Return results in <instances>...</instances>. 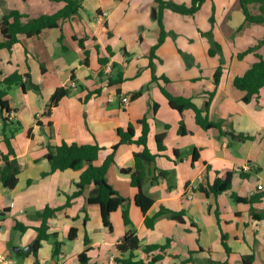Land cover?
<instances>
[{
  "label": "crops",
  "instance_id": "crops-1",
  "mask_svg": "<svg viewBox=\"0 0 264 264\" xmlns=\"http://www.w3.org/2000/svg\"><path fill=\"white\" fill-rule=\"evenodd\" d=\"M172 1L190 4L192 0ZM63 5L51 0H0V18L18 10L26 15L23 22H28ZM151 7L158 13L154 0L151 4L145 0H82L79 12L61 20L59 26L47 28L40 35L19 34L12 50L0 48V79L19 72L30 75L41 89L39 95L28 83L25 91L16 85L6 96L14 109L12 119L22 124L14 139L21 165L17 185L12 189L0 185V253L12 259L8 264H80L79 255L87 248L92 262L119 264L118 245L129 229L140 240L135 259L145 264L159 253L162 258L155 264H245L247 255H254L252 264H264V165L256 152L264 143V86L247 103L243 101L246 92L234 85L236 76L244 74L258 55L264 56V23H245L241 1L233 0V29L224 40L214 36L222 49L211 55V39L202 33L203 27L196 23L194 29L185 19L191 28L187 33L192 44L186 39L181 42L182 32H175L179 30L173 26L174 15L169 13L172 10L165 9V27L176 33V46L185 50L177 52L167 36L155 52L153 70L150 53L158 42L160 26L157 16L151 19ZM249 7L252 13H260L259 3ZM139 26L142 30L136 33ZM3 39L0 30V41ZM256 45V51L239 57ZM110 61L113 70L107 76L104 67ZM219 66L223 73L216 86L214 75ZM118 77L122 80L109 83L110 78ZM60 87H67L69 92L50 115L45 114L52 94ZM162 88L174 96L191 98L206 110L210 120L221 122L223 130L253 138L240 141L223 135L218 128L204 129L192 108L180 112L171 107ZM139 90L141 96L133 99V93ZM122 95L131 97L129 105H123ZM143 118L149 125L146 145L120 144L107 171L108 182L125 198L123 206L111 213L113 230H109L100 205L88 201L97 191L94 183L66 205L69 195L78 189L81 170L52 172L45 158L47 144L98 143L103 147L95 161L99 165L120 141L119 129L127 130L132 125L133 139L142 135ZM2 123L0 106V128ZM182 123L189 130L186 134L179 133ZM163 132L167 134L164 148L159 149L157 135ZM146 146L155 160L147 165L142 189L154 203L144 213L136 204L138 188L132 185L128 169L135 166V153ZM6 151L0 134V153ZM259 152L264 155V149ZM2 165L0 160V168ZM228 172H232V187L213 193L211 185ZM259 184L263 189H258ZM235 194L247 198V202L236 201ZM124 206L133 221L130 226L125 224ZM46 207H61L48 221V232L57 233L63 242L60 253L53 257V242L42 240L37 254L32 250L28 255H18L33 245ZM163 209L179 212L182 221L169 213L160 214ZM156 215L154 225L147 226L146 218ZM17 223L26 229H17ZM72 228H77V236L69 239ZM167 243L165 250L144 249ZM14 247L21 249L15 253Z\"/></svg>",
  "mask_w": 264,
  "mask_h": 264
},
{
  "label": "trees",
  "instance_id": "trees-1",
  "mask_svg": "<svg viewBox=\"0 0 264 264\" xmlns=\"http://www.w3.org/2000/svg\"><path fill=\"white\" fill-rule=\"evenodd\" d=\"M52 2H64V5L59 8L56 12L51 14L41 15L37 18H32L28 22H23V18L26 15L22 14L18 10H14L9 14L4 15L0 18V30L3 34L4 39L0 41V48H8L12 50L13 45L19 40V34H26L28 36L40 35L47 28L57 27L60 25L61 20L68 19L73 15L77 14L82 7V0H51ZM157 8V21L159 22L160 30L158 42L152 47L150 53V64L153 70L154 62L153 58L155 57V52L157 48L164 43L167 37V30L165 24L163 22V11L165 9H170L174 12L185 14V15H194L202 6V4L206 0H192L190 4L187 3H179L172 0H154ZM243 11L245 13V23H264V0H240ZM257 2L259 3L260 13L254 14L252 13L249 4ZM204 33V32H203ZM211 35V32H208ZM264 41H261V44ZM79 43L82 47H84V40L80 39ZM221 44L217 41L211 39V47L209 49V54L216 55L221 52ZM258 49V45L250 47L246 51L239 54V57H243L245 54L249 52H254ZM87 52V51H86ZM88 53V52H87ZM258 60L254 62L244 74L238 75L234 78V85L245 91L246 94L243 97L244 102H250L255 96H257L260 92V89L264 86V56L258 55ZM223 73L222 66H219L214 75V82L217 86L219 84L221 75ZM1 74V71H0ZM165 81H168V78L163 76ZM122 80V77H118V79H109V83L119 82ZM27 83L31 85L34 90L40 95L41 89L40 86L33 83L30 75H22L19 72H15L4 79H0V106L2 112L3 123L0 128V134L3 135V141L7 145V151L0 153V160L3 161V165L0 168V185L6 188H14L18 182V174L21 170V165L17 159V153L14 145V139L16 137L17 132L22 128V124L19 120H13L10 118V114L14 111L9 104L6 96L8 94V90L16 85H21L23 90L25 91L27 88ZM163 93L169 99V103L171 107L183 112L186 108H192L195 111V117L197 123L201 125L204 129L209 128H218L223 135H228L231 138H236L240 141H245L247 139L253 138L249 135H237L223 130L222 123L210 120L206 110L203 108H199L191 98L182 97V96H174L170 92H168L165 88H162ZM69 92L67 87H60L56 89V91L52 94L50 102L45 110V114L50 115L52 109L58 105L60 100ZM215 93V90L210 92V97ZM142 90L134 92L132 98H138L141 96ZM208 98V103L210 100ZM208 107V104H207ZM143 124V133L142 135L134 140V129L133 126L130 125L127 130L119 129V135L121 137L120 141L113 145L111 148V152L107 154L103 162L99 165L95 164V161L99 158L101 150L103 147L98 143L92 144H79L77 142L68 143L63 141L61 144L57 146H53L50 143L47 144L48 152L45 154V158H47L51 164V171L57 170H66L72 168L74 170H81L80 180L77 182L78 189L72 194L69 195V200L66 205L70 204L72 198L79 196L85 190V188L94 183L97 191L95 194H92L88 201L91 203H97L101 207V215L105 226L109 230H113V223L110 219L111 213L121 206H123V202L125 198L117 192L113 188V186L107 180V171L109 166L115 160V154L117 148L122 143L128 142H136L146 145V136L149 130V125L147 123L146 118L141 120ZM29 131V130H28ZM189 130L185 127L184 123L180 125L179 133L186 134ZM30 133V131H29ZM166 132L159 133L157 135V143L159 149L164 148V139L166 137ZM198 156L197 152L195 153V157ZM155 160V154H152L150 150L145 147L144 150L135 153V166L134 168L128 169V173L131 174V183L133 186L138 188V193L136 195L135 201L136 204L141 208V210L145 213L154 203V198L149 194L143 191L142 186L147 178V165L151 164ZM261 168L259 167V170ZM244 175V174H243ZM152 180H154L152 178ZM232 187V172H228L225 177L217 178L213 185H211V191L215 194L222 193L223 191L229 190ZM200 189L203 191L205 188L201 185ZM236 201H245L247 202V198L240 197L238 195H233ZM252 202V200H251ZM123 216L125 220V224L130 226L133 224V221L129 215V209L124 206ZM61 207H46L43 212H41V216L43 217V221L41 226L37 227L38 235L36 239L33 241L34 249L33 253L37 254L38 249L41 246L42 240H50L53 242L54 250L53 257L58 256L61 251V247L63 242L58 239L57 233H49V219L56 214ZM7 210V209H5ZM169 213L171 217L182 221L179 216V212L170 211L167 209L161 210L160 214ZM155 217H147L146 225L152 227L155 223ZM17 229L25 230L26 227L21 223H17L15 225ZM77 228H72L69 234V239H74L77 236ZM85 243L88 245L89 240L86 237ZM168 246V243L164 246L160 245H149L144 249L146 251L150 250H165ZM140 247V240L137 235L134 234L132 229H129L126 232L125 239L121 241L118 245L119 252L121 256L117 258L119 264H145L143 260H136L134 251ZM226 248L229 250L228 245ZM29 253L25 251H20L18 255H28ZM162 258V254L155 255L148 263L146 264H155V262ZM80 264H97L96 262H92L91 258L88 255V248L85 249L79 255ZM254 259V255L244 256L245 264H252Z\"/></svg>",
  "mask_w": 264,
  "mask_h": 264
},
{
  "label": "rangeland",
  "instance_id": "rangeland-1",
  "mask_svg": "<svg viewBox=\"0 0 264 264\" xmlns=\"http://www.w3.org/2000/svg\"><path fill=\"white\" fill-rule=\"evenodd\" d=\"M146 2L151 4L152 0H145ZM156 7H151L150 9V16L151 19L153 20L154 18V13ZM168 12L171 10H167ZM174 15V18L172 19L173 26L179 30L175 32H182L179 33L180 35V41H185V39L190 42V45L192 44L191 37L188 35L187 31H189L191 28L189 24L186 22L185 19L188 20L190 24L196 29V23L200 24L203 27L204 35L207 39H212L215 41L214 36L220 37L221 39H225L227 33L231 32L233 27H231V24L233 23V19H235V14L234 13V7H233V0H208L205 2L203 7L199 10V12L195 16H190V15H183L179 14L176 12H169ZM153 17V18H152ZM185 20V23L182 21ZM201 27V28H202ZM242 28H239L235 32L236 37H238V33ZM140 30H142V27H137L136 28V33H140ZM167 30V29H166ZM171 32L167 30V36L169 37V41L175 46L176 51H181L185 49H181L180 47L178 48L176 46V33ZM208 32H211V35L208 34ZM203 33V32H202ZM234 37V35H233ZM181 45V44H180ZM182 46V45H181ZM221 53V52H219ZM218 53V54H219ZM264 149V143H260V146L258 147L257 156H260V162L264 165V155L261 156V153L259 151H262ZM263 176H264V171H263ZM16 259V257H15Z\"/></svg>",
  "mask_w": 264,
  "mask_h": 264
},
{
  "label": "built area",
  "instance_id": "built-area-1",
  "mask_svg": "<svg viewBox=\"0 0 264 264\" xmlns=\"http://www.w3.org/2000/svg\"><path fill=\"white\" fill-rule=\"evenodd\" d=\"M106 14V13H104ZM113 70V65H112V61L108 62L105 67H104V73L109 76L110 73L112 72ZM75 83H73L74 85ZM122 103L124 106H127L130 104L131 102V97L129 95H122ZM110 100H112V98L110 97ZM10 118H12V113L10 114ZM258 189H263V185L259 184L258 185ZM191 197V196H190ZM12 259L6 255V254H3V253H0V263H3V264H8V263H12Z\"/></svg>",
  "mask_w": 264,
  "mask_h": 264
},
{
  "label": "water",
  "instance_id": "water-1",
  "mask_svg": "<svg viewBox=\"0 0 264 264\" xmlns=\"http://www.w3.org/2000/svg\"><path fill=\"white\" fill-rule=\"evenodd\" d=\"M155 11H156V13H154V15H153L154 17L157 16V9H155ZM33 248H34V245H30L28 247H25L24 250L26 252H29L30 253L33 250ZM20 249H21V247H14L13 248V250H14L15 253H18L20 251Z\"/></svg>",
  "mask_w": 264,
  "mask_h": 264
}]
</instances>
